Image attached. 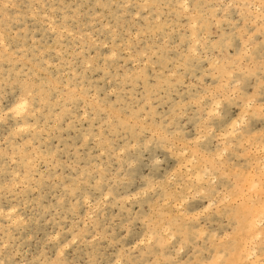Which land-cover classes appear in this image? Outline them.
Returning <instances> with one entry per match:
<instances>
[{
    "label": "snow or ice",
    "instance_id": "6c2138e0",
    "mask_svg": "<svg viewBox=\"0 0 264 264\" xmlns=\"http://www.w3.org/2000/svg\"><path fill=\"white\" fill-rule=\"evenodd\" d=\"M118 7L134 22H146L137 40L141 32L156 36L165 27L174 29L164 20L167 15L188 21L190 42L185 36L179 43L165 38L162 49L151 54L145 49L141 59L138 48L133 52L129 31L122 58L136 69L123 75L118 71L114 80L108 60L121 58L115 46L104 57L103 69L88 58L61 59L72 69L67 84L37 62L45 55L40 49L34 50L39 56L28 72L13 77L10 68L7 77H0V126L7 131L0 146V202L20 197L29 187L39 160L32 157L38 151L32 147V133L49 112L53 92L66 87V103L83 105L85 118L103 123L99 132L83 137L85 148L95 139L100 159L83 171L73 165L79 183L66 186L65 192L80 197L89 216L98 215L91 200L99 209L119 197L118 206L128 213L121 218L120 232H96L89 238L81 231L71 239L55 233L45 244L53 245L54 259L42 251L32 260L0 264H264V0H123ZM37 8L27 0H0V64L24 59L18 52L28 49L19 41L27 44V29L23 37L13 32L15 24L29 17L55 34L58 45L65 34L75 38V24L69 26L67 15L45 11L41 16ZM157 61L162 69L158 73ZM43 63L52 67L47 59ZM149 63L153 76L146 72ZM101 70L110 93L96 82L95 88L89 84L88 73ZM141 83L143 93L137 91ZM161 106L164 112H158ZM105 155L108 165L102 161ZM44 159L55 164V153ZM117 161L118 170H110ZM3 207L10 221L23 222L14 204ZM81 242L87 247L86 259L75 255L83 251Z\"/></svg>",
    "mask_w": 264,
    "mask_h": 264
},
{
    "label": "rangeland",
    "instance_id": "374dc122",
    "mask_svg": "<svg viewBox=\"0 0 264 264\" xmlns=\"http://www.w3.org/2000/svg\"><path fill=\"white\" fill-rule=\"evenodd\" d=\"M27 2L37 5V11L41 16L45 11L50 16L63 17L67 15L69 26L75 24L76 36L72 38L65 34V39L58 45L55 34L46 31L44 24L35 22L30 17L26 23L15 24L13 35L16 31H19L21 37H23L25 35L24 29H27V44H24L23 39L19 43L22 47H27L28 51L18 52V56L24 57L19 64H0V77H7L10 68L13 77L17 72H28L33 66L31 61L36 60L39 56V53L34 50L40 49L45 55L39 57L37 62L42 64L48 73H54L67 84L70 79L67 73L72 69L67 64H62L61 59L74 58V60L83 61L88 58L92 60L94 67L98 64L103 69L104 57L110 56L115 46L117 52L121 54V58L117 61L108 60V64L112 65L109 72L112 73L111 78L114 80L118 71L123 75L125 73L131 74L136 69L134 64L131 62L126 63L122 58L127 55L124 50L127 48L129 40L127 32L131 31L130 38L134 41L133 52H136L138 48L141 59H144L145 49L149 50V54L156 52L157 49H162L165 38L179 43L180 38L185 36L187 43L190 42L192 35V29L188 26L186 19H179L174 16L170 19L165 15L164 20L169 24H173L174 29L165 27L164 31L156 36H145L141 32L140 38L137 40L136 33L142 27H146V22L143 18L134 22L132 15L125 16L124 10L118 7L123 0H27ZM165 2L175 4L177 0H165ZM190 2H195V0H190ZM201 2H209V0H201ZM98 4L102 6L97 7ZM45 5L49 7L45 9ZM53 5L57 9L55 13L52 11L51 6ZM164 11L166 13L168 9ZM12 12L14 15L15 10H12ZM114 33L116 39L113 37ZM33 39L37 42L35 45L32 44ZM104 44H107L108 47L105 48ZM121 45H124V49L121 48ZM58 52L65 55L58 57ZM78 52L81 55H75ZM45 59L52 64L51 68L43 63ZM121 65L124 66L121 67ZM157 65L156 72L158 73L162 70L159 67V61H157ZM140 67L143 68L144 65L141 64ZM164 67L167 68L168 66L165 65ZM146 72L149 76L154 75L151 63L148 64ZM105 75V71L102 70L89 72V84L95 88L96 84L93 82H96L101 90L107 87L110 93L111 87L104 79ZM167 76L168 74L165 72V77L167 78ZM72 81L73 87H75V77H72ZM67 91L68 89L65 87L59 93L53 92L54 99L50 102L49 112L45 113L36 131L32 133V137H34L32 147L38 150L32 153V157H39V160L36 168L33 169L34 175L29 182V187L20 197H12L10 200L0 202V210L4 211V215L0 216V262L10 259L32 260L38 257L42 251L48 257L54 259L53 245L48 244L45 247L51 235L60 233L62 239L65 237L71 239L74 232L81 231L87 233L89 238L96 232L111 231L119 233L121 218L126 217L128 214L118 206L120 198L117 197L115 200L101 204L99 209L95 208L96 200H91L94 206L93 211H97L98 215L89 216L88 206L83 203V200L80 197L73 198L70 193L65 192L66 186L79 183L76 180L77 170L73 165H78L80 171H83L89 166V163L96 164L97 160L100 159L99 154L95 151L98 146L95 139L90 140L88 142L89 146L85 148L83 137L86 133L99 132L100 123H103V121H100L94 124L91 116L85 118L83 105L77 108L74 104L66 103L68 97L65 93ZM137 91L143 93L142 83ZM133 95L134 93L128 92L129 98ZM110 98L114 99V97ZM101 99H103V96H101ZM139 99L137 97V100ZM153 99L156 98L153 97ZM165 110L161 106L158 112H164ZM90 112L91 109H89ZM57 115L60 116L59 121ZM45 120L48 121L47 126H45ZM65 121H70L72 127L70 128L69 123ZM33 124H35V121H33ZM6 135L7 131L3 126H0V146H2V138ZM24 135L28 136V133ZM117 143H123V141H117ZM49 153H55V164L44 159ZM115 155L113 153L114 158ZM102 161L104 165H108L109 157L105 155ZM167 166L166 162L164 167L167 168ZM16 167L19 168L20 165ZM118 168V161L110 165V170H118ZM103 187L107 189V180ZM91 191L98 199L99 193L95 189ZM77 199H80L79 205L76 204ZM9 203L18 208L17 215L22 219V223L16 224L8 219L7 208L3 206ZM74 207L75 211H73ZM85 217H88V219L86 220ZM99 243L103 244L104 242ZM4 244L8 245L6 249ZM125 246L128 245L125 243ZM80 248L83 251L76 252V258L86 259L87 247L81 242Z\"/></svg>",
    "mask_w": 264,
    "mask_h": 264
}]
</instances>
